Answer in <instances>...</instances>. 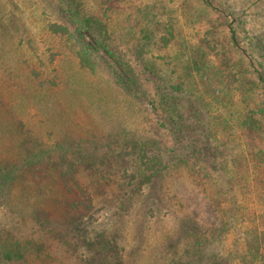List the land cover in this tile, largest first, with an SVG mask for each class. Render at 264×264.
I'll return each mask as SVG.
<instances>
[{
    "label": "trees",
    "instance_id": "trees-1",
    "mask_svg": "<svg viewBox=\"0 0 264 264\" xmlns=\"http://www.w3.org/2000/svg\"><path fill=\"white\" fill-rule=\"evenodd\" d=\"M55 1L50 69L0 48V264H264L261 39L186 36L174 0L121 23ZM17 10L0 0V41Z\"/></svg>",
    "mask_w": 264,
    "mask_h": 264
},
{
    "label": "rangeland",
    "instance_id": "rangeland-1",
    "mask_svg": "<svg viewBox=\"0 0 264 264\" xmlns=\"http://www.w3.org/2000/svg\"><path fill=\"white\" fill-rule=\"evenodd\" d=\"M150 1H110L109 5L117 6L120 9L115 11V23H121L122 19L125 18L124 13H121V9L131 12V22L137 19L142 20V14H138L137 12L139 9L144 10L148 7L151 3ZM174 1L183 12L185 11L191 15L188 18L190 20H187V22L184 21L185 16H181L177 22L178 26L182 28V33L186 36L191 35L199 38L205 34L208 28H211L217 41L220 44H226L228 41L227 25L233 23V27L240 40V45H247L249 40L257 38L261 39V42L264 44V0H210V5L204 3L202 0ZM16 2L18 4V10L15 16H17L19 23L23 27H19L17 33L13 34L12 37L10 35L9 37L3 36L0 41V48L4 47L9 49V52L14 55V58L22 67H36L44 74V68L47 66L50 69L53 64L49 62L48 51L45 45L46 33L42 27L46 21L58 20L52 11L53 5L56 7V1L16 0ZM87 3L90 6L101 7L104 1L87 0ZM159 5L173 6V2L170 0H162L159 2ZM200 9L204 11H201V15L197 16L196 14ZM222 12L225 18L222 17ZM29 39L30 41H28ZM229 49L230 56L235 57L237 53L233 51L232 54V46ZM100 54L106 57L104 51H101ZM142 103L148 106L149 103L146 95H143ZM261 168L262 165L260 164H255L252 167L255 172L261 170ZM256 206L259 207V204H256ZM113 210L111 209V205H107L106 207H100V209L94 212L92 220L94 227L98 229L101 226H106ZM157 212L159 211L157 210Z\"/></svg>",
    "mask_w": 264,
    "mask_h": 264
}]
</instances>
